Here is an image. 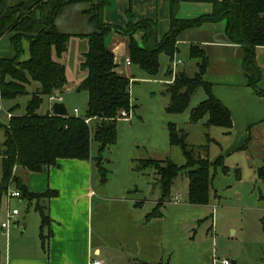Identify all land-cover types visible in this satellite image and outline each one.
I'll return each instance as SVG.
<instances>
[{"label": "crops", "instance_id": "crops-1", "mask_svg": "<svg viewBox=\"0 0 264 264\" xmlns=\"http://www.w3.org/2000/svg\"><path fill=\"white\" fill-rule=\"evenodd\" d=\"M127 8L126 0H112L110 6L103 12V21L112 26L124 27L127 23L125 16ZM132 9L137 20L148 18L156 21L159 39L169 30V0H133ZM210 10L211 5L208 3L182 2L177 17L193 18ZM111 35L108 47L114 54L116 72L128 77L132 87L135 81L147 84L152 98L145 105L138 106L135 104L138 99L135 95L138 94L132 92L134 96L131 102L134 107L130 109V118L118 119L120 124L117 126V140L110 146L108 152L110 159L106 161L104 155L105 162L108 163V166H105L108 175L104 184H100L99 174L92 160L59 159L56 165L44 167L39 172L26 173L25 169L16 168L15 173L31 191L36 193L51 191L55 194L44 203L49 216V224L43 229L44 239L40 237L41 218L35 208L34 211L38 213L36 221L34 218L31 221L25 218L21 220L23 222L20 228L19 212L9 220L6 228L0 226V264H89L91 259H101L103 264L142 262L217 264L215 239L197 242L193 235L189 236L191 230L194 232V224L206 219L211 221L208 229L214 228L215 213H218L215 204L210 201L204 205L190 204L178 192L176 194H180L182 201L174 203L171 199L160 208V217L145 221V215L156 205L160 190L144 210L143 201L136 197L140 191L139 185L149 184L153 180L151 169H146L142 173L135 172L133 160L148 157L170 158L168 154L171 145L166 127L169 122L175 123L181 133L183 129L180 128V123L188 122L193 126L201 124L202 128H206V131L203 130L206 143L213 144L216 150L213 154L215 157L210 159L208 144L201 143L198 146H206L207 152L204 156H198L209 158L211 161L222 157L224 165L227 158H233L232 165H235L237 182H243V170L253 175L251 187L258 184V180L264 181L257 174V169L264 167V99L254 88L246 84L243 52L239 45L227 39L224 23L204 24L183 31L177 41V51L172 60L164 53L159 54V68L154 75L145 73L131 61L130 64H126L125 59L128 57L126 37L116 32ZM7 37L10 38V35L0 38V57L11 58L14 56L11 44L7 46L5 43L7 46L5 50L1 48ZM136 37L139 39L140 34H136ZM192 45L204 50L208 61L205 78L211 83V91L215 98L230 112L231 128L226 130L220 127L222 138L210 135L211 127L218 126L206 127L208 116L196 123L189 122L191 109L206 98L203 89L200 88V93L199 89L195 92L188 107L179 114L165 112L166 96L160 94V97L164 98L163 102L155 101L157 93L153 90L154 85H159L161 91L163 84L171 83L178 71L193 74L197 70L196 63L199 60L190 56ZM83 52L80 53L81 58ZM67 53L68 48L62 59ZM186 57L188 58L185 59ZM81 58L76 63L80 72L78 84L85 75L80 70ZM176 58L181 61L177 62L173 70L171 63ZM254 58L261 71L257 86L264 89V45L256 48ZM77 83L75 85L71 82V86L75 87ZM33 84L35 90L36 83L32 82L29 86ZM66 89L69 90L71 87L67 88L66 84L60 97ZM61 101H64L63 98ZM15 105L17 104H11L7 108V113L14 114L11 108ZM137 107L138 112H144V118L138 115L134 120ZM47 112H51V106ZM6 117L9 119L7 115ZM184 136L186 141L188 134L185 133ZM92 145L91 156H95L97 146L93 151ZM94 171L98 174L95 181ZM95 182L98 186L94 184ZM213 195L215 199L219 197L216 190ZM173 196L172 191V198ZM183 201L185 202L182 203ZM2 204H5L3 219L6 220L11 209L10 201L4 197L1 207Z\"/></svg>", "mask_w": 264, "mask_h": 264}, {"label": "trees", "instance_id": "trees-1", "mask_svg": "<svg viewBox=\"0 0 264 264\" xmlns=\"http://www.w3.org/2000/svg\"><path fill=\"white\" fill-rule=\"evenodd\" d=\"M127 23L124 27L112 26L103 21V12L112 0H0V38L10 35L14 50L11 58H0V96L3 100H14L27 94V86L34 82L37 88L32 92L23 114H12L6 124L1 125L4 139L0 146V207L10 182L21 193V200H35L34 208L41 218L40 237L49 224L45 202L54 192L36 193L31 191L22 178L15 173L16 168L39 172L44 167L54 166L59 159L92 160L99 174L100 184L107 180L108 170L104 165V152L117 140V123L121 110H130V79L116 72L114 54L106 39L113 33L126 37L127 56L149 75L157 73L159 54H166L171 60L177 51L180 34L188 29L204 24L224 23V31L229 42L237 44L243 52V70L246 84L255 89L264 99V89L257 84L261 71L255 62V50L264 45V0H169V30L160 39L157 23L153 19H136L132 9L133 0H126ZM182 2H200L211 5V10L203 15L181 19L177 17ZM85 3L82 11L87 15L93 30L88 33H65L58 30L55 20L71 4ZM140 34V38L136 37ZM72 36L85 38L87 49L82 54L80 70L84 77L76 86L78 91L88 93L84 116L68 113L66 116L52 112L38 114L43 97L60 95L67 84L65 66L61 59L67 51ZM28 43V57L21 59L23 41ZM191 58L199 61L193 74L178 71L171 83H164L160 94L167 97L165 112L182 113L189 105L198 89H203L206 98L190 111L189 122L196 123L208 116L205 126L231 128V117L225 107L211 91V83L206 80L208 65L203 49L197 45L190 48ZM17 106V105H15ZM11 108L14 111V107ZM84 117H96L90 124ZM168 141L180 147L185 163L178 165L170 158L134 159L133 169L142 173L152 170L153 185L160 190L153 209L145 215V221L161 216L160 208L172 199V187L179 174L188 178L187 201L194 205L209 202L210 189L217 167L227 172L222 157L211 161L196 156L193 147L181 137L175 123L166 125ZM97 145L96 155L91 156V145ZM206 148V146H201ZM264 179V167L257 169ZM264 232V217L261 218ZM141 264H169L147 263Z\"/></svg>", "mask_w": 264, "mask_h": 264}, {"label": "rangeland", "instance_id": "rangeland-1", "mask_svg": "<svg viewBox=\"0 0 264 264\" xmlns=\"http://www.w3.org/2000/svg\"><path fill=\"white\" fill-rule=\"evenodd\" d=\"M13 1V0H10ZM88 7L85 3L71 4L64 7V10L59 14L55 20V24L59 31L65 33H88L93 30V27L88 22L87 15L83 14L82 11ZM110 34L106 43L108 45ZM10 43L9 37L5 38L2 42V49H6ZM23 53L21 54V59H26L28 57V43L23 41ZM6 46V48H5ZM86 49V40L81 38H71L68 44V53L67 56L62 59L66 67V76H67V88L62 94L63 102L66 106L67 112L74 114V108H77L78 114L84 116L87 108L88 93L85 90L78 91L76 86L72 87L71 82H78L79 69L76 65L77 61L80 60V53ZM4 56V55H3ZM5 58V57H0ZM128 58V57H127ZM186 57L185 59H187ZM176 61H181V59L176 58ZM78 84V83H77ZM153 89L156 93L155 101H162L164 98H161L159 85H154ZM34 91V84L27 87V94L21 95L14 100H3L2 99V109L0 110V124L3 125L7 123L8 119L7 108L11 104H17L14 107V114H23L25 112V107L28 100L31 97L32 92ZM132 92H136L137 100L135 104L142 106L146 104L152 97L147 84L141 81H135L133 87L130 83V97L133 101ZM201 92V89L198 90V93ZM52 105V102L48 100L47 97H43V101L40 107L37 110L38 114H45L48 107ZM136 109L134 120L137 119V116L140 115L144 118V112H138ZM142 108V107H141ZM146 111V110H145ZM148 117V116H147ZM133 120V121H134ZM120 122L117 126L119 127ZM180 128L183 129V132L180 135L188 134L187 143L193 147L195 155L204 156L206 154L207 148H201L199 144H208V156L210 159L214 158V151L216 147L213 144L206 143L203 132L206 131V128H202L201 124L193 126L192 124L180 123ZM204 130V131H203ZM220 127H211L210 135L220 137ZM141 131H139L140 133ZM222 138V137H220ZM4 139L3 129L0 128V145ZM97 145H92V150L95 151ZM109 148L104 152L106 156V161L110 159L108 156ZM170 154L168 156L170 159L181 165L184 163L185 159L183 157L182 151L178 146H171ZM233 158H227L225 165L228 167V171L223 173L221 168H216L214 171L211 169V174H214L213 188L210 189V203L216 205V211L214 217V228L209 230L208 228L211 225V221L206 219L201 221L199 224H194V232L191 230L189 236H194L193 238L197 242H202L208 239H215V251L217 256V264H221L223 259L231 262L232 260L238 262V264H255L260 263L264 264V233L262 232L261 218L264 217V181L258 180V184H255L254 187H251V180L253 175L248 174L247 171L243 170L244 179L243 182H237L235 178V170L232 165ZM230 164V165H229ZM105 166H108V163L105 162ZM28 173L27 170H25ZM94 181L97 178V172L94 171L93 174ZM23 176H25L23 174ZM0 180H1V165H0ZM175 186H173L172 191L174 195L178 192L182 194V198L186 201L187 199V186L188 178L184 173L179 174L175 179ZM94 184L98 183L95 182ZM140 191L136 197L143 201L144 206L143 210L151 204L149 201L156 197L159 193V187L154 186L153 183L139 185ZM219 197L214 198V191ZM133 193V192H132ZM239 193V195L237 194ZM145 200V201H144ZM182 201V200H181ZM183 201L182 203H184ZM35 200L29 202L28 200H18L13 198L10 200V207L17 208L20 212V224L21 228L25 218H29L30 221L32 218L36 221L38 219V213L34 211ZM0 222L3 219V214L5 210V204H2L0 209ZM5 219L2 220V222ZM193 240V239H192ZM211 248V247H210ZM211 256V249H210Z\"/></svg>", "mask_w": 264, "mask_h": 264}, {"label": "built area", "instance_id": "built-area-1", "mask_svg": "<svg viewBox=\"0 0 264 264\" xmlns=\"http://www.w3.org/2000/svg\"><path fill=\"white\" fill-rule=\"evenodd\" d=\"M177 62L179 61H176V60H173L172 63H171V66H172V69L174 70L175 66L177 65ZM125 63L126 64H130V59L129 58H126L125 59ZM174 72V71H173ZM174 77V74L172 73V78ZM174 79V78H173ZM48 100L50 102H54V101H61L62 98L60 97V95L58 94H52L48 97ZM0 109H2V98L0 96ZM73 115L75 116H79L78 115V110L77 109H74L73 110ZM7 116L8 118H10L11 114L10 113H7ZM130 118V110H121L120 113H119V116L117 119L121 120V119H129ZM93 119H96V117H93V118H90V117H84L83 118V121L86 123V124H90V122L93 120ZM13 198H16V199H21V193L20 191L14 187V184L13 182H10L9 183V186L6 190V193H5V199L7 201H10L11 199ZM172 201L174 203H178L181 201V196L180 194H176L173 196L172 198ZM19 214V210L17 208H11L9 210V212L7 213V217H6V220L3 221L0 226L1 228H6L8 226V223H9V220L15 216H17ZM223 264H229V261L228 260H223L222 261ZM89 264H103V261L101 259H91L89 261Z\"/></svg>", "mask_w": 264, "mask_h": 264}, {"label": "water", "instance_id": "water-1", "mask_svg": "<svg viewBox=\"0 0 264 264\" xmlns=\"http://www.w3.org/2000/svg\"><path fill=\"white\" fill-rule=\"evenodd\" d=\"M51 112L54 115H59V116H66L68 114L67 109L64 105L63 102L59 101H54L51 105ZM181 137H185L184 134L181 135ZM230 264H236L234 260L230 262Z\"/></svg>", "mask_w": 264, "mask_h": 264}]
</instances>
